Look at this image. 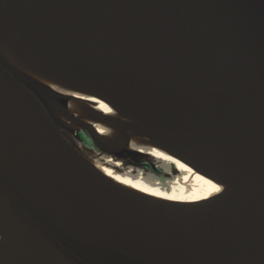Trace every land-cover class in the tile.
<instances>
[{"label":"water","instance_id":"water-1","mask_svg":"<svg viewBox=\"0 0 264 264\" xmlns=\"http://www.w3.org/2000/svg\"><path fill=\"white\" fill-rule=\"evenodd\" d=\"M206 1L228 16L239 73L106 20L100 8L110 0H0V19L48 66L132 111L116 85L148 91L146 108L185 128L197 121L258 178L219 204L127 197L74 153L0 56V264H264V0ZM174 30L204 47L181 12ZM58 33L75 56L52 37ZM152 138L182 151L166 136Z\"/></svg>","mask_w":264,"mask_h":264},{"label":"bare ground","instance_id":"bare-ground-1","mask_svg":"<svg viewBox=\"0 0 264 264\" xmlns=\"http://www.w3.org/2000/svg\"><path fill=\"white\" fill-rule=\"evenodd\" d=\"M50 1L54 6L62 3ZM100 12L106 20L119 21L133 33L174 43L191 57L236 73L243 71L239 40L227 26L228 16L222 7L212 8L206 0H110ZM177 12L199 35L204 44L201 50L174 30ZM52 37L75 56L74 47L62 33ZM0 56L74 153L98 178L127 197L171 207L219 204L248 192L258 180L205 135L197 121L182 127L145 107L142 101L148 91L138 87L140 92L135 94L134 86L117 84V91L134 111L126 109L100 90L48 66L33 55L12 24L1 19ZM37 89L52 95H38ZM83 129L91 130L101 151L84 140ZM153 135L172 139L182 151L165 147ZM138 161L158 164L172 175L169 189Z\"/></svg>","mask_w":264,"mask_h":264},{"label":"rangeland","instance_id":"rangeland-1","mask_svg":"<svg viewBox=\"0 0 264 264\" xmlns=\"http://www.w3.org/2000/svg\"><path fill=\"white\" fill-rule=\"evenodd\" d=\"M80 133L84 138V140L88 142L90 146L101 151L100 147L95 144L93 137L90 134H88L87 129L80 130ZM146 162H150V161H146ZM137 164H140L144 168H146L149 172H151L155 176L156 180L160 184L163 183L169 189L168 184L170 181L173 180L174 177L170 175L168 172H166L163 167L156 164L157 165L156 168H153L151 167L150 164L145 163V161H138Z\"/></svg>","mask_w":264,"mask_h":264}]
</instances>
